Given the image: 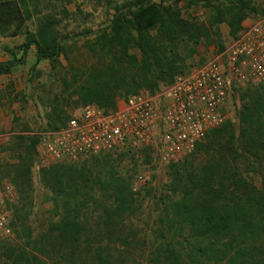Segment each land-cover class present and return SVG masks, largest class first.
<instances>
[{
  "label": "trees",
  "instance_id": "obj_1",
  "mask_svg": "<svg viewBox=\"0 0 264 264\" xmlns=\"http://www.w3.org/2000/svg\"><path fill=\"white\" fill-rule=\"evenodd\" d=\"M186 2L132 0L115 6L110 24L97 30L96 43L90 44L95 61L73 69L82 101L110 111L121 98L142 91L157 94L162 85L188 72L187 64L202 43L225 50L219 25L227 24L236 39L248 10H256L247 0H234L226 9L216 5L219 0H195L213 9L214 20L205 25L185 10ZM26 3L0 0L3 32H24ZM24 35L22 58L0 64V75L24 64L33 48L39 63L49 61L54 69L61 64L65 39L52 19L47 17L36 33ZM263 88L244 89L238 128L225 125L205 154L171 165L167 200L150 247L151 264H264V179L250 176L258 167L264 169ZM20 139L29 144L14 167L20 197L12 220L16 237L0 241V264H125L128 255L147 246L150 239L132 223L138 209H132L136 194L131 177L109 159L102 170V162L93 168L67 162L41 172L42 182L54 194V209L49 227L36 234L29 225V203L39 137ZM91 184L104 190L107 203L102 209H90L92 203L97 205Z\"/></svg>",
  "mask_w": 264,
  "mask_h": 264
},
{
  "label": "rangeland",
  "instance_id": "obj_2",
  "mask_svg": "<svg viewBox=\"0 0 264 264\" xmlns=\"http://www.w3.org/2000/svg\"><path fill=\"white\" fill-rule=\"evenodd\" d=\"M127 1L132 0H27V3L23 5L26 18L24 32L19 36H13L15 29L12 28L5 32L0 29V52H6L12 60L22 58V54L19 56L18 53L22 52L26 42L25 31L36 33L42 21L47 17L52 19L56 31L65 39L63 43L65 56L61 57V64L55 69L49 61L37 63L32 58L28 59L27 56L25 63L15 65L10 75H0V135L3 136L0 140L1 181L8 180L14 185V167L19 165L25 157L24 151L29 144L22 142L20 138L36 137L43 131L54 130L56 125L58 128L62 127L73 116L89 106L76 92L79 86L76 84L78 79L75 77L73 69L93 64L95 58L90 50V44L96 43L95 32L110 24L115 6L122 5ZM233 1L219 0L216 5H221L226 9ZM247 1L256 10H248L247 20L243 27L252 24L257 18L264 15V0ZM185 4L187 5L185 10L191 16L199 18L201 23L209 25L213 22L212 8L201 2H195V0H187ZM218 28L226 48L234 40L230 28L227 24H221ZM87 33L92 34L86 35ZM11 52L12 54H10ZM197 52L198 55L188 62L185 71L190 72L203 66L209 60L217 57L221 50L216 44L206 46L202 43ZM15 54L17 57L14 56ZM34 67H36L35 72L33 71ZM229 85V94L224 108L226 118L224 124L210 132L203 142L202 148L193 156L190 155L191 157L188 156L177 163L205 154L208 147H211L214 142L215 133L225 125L231 123L237 128L240 126L239 112L243 105L244 89L249 86L252 88V84L241 87L230 77ZM165 86L167 85H162L161 89ZM140 94L151 95L146 91H142ZM122 101L124 100L121 98L118 104ZM159 143L156 141L148 147H135L126 143L115 152L107 154L111 156L110 158L104 159L105 155H103L77 164L80 166L87 164L89 168H93L95 162H102L99 164L102 170L105 168L104 160L109 159L115 161L113 165L119 172L131 177L132 190L136 194L132 209H138L136 216L132 218V223L142 230L150 241L147 246L140 247L134 256L128 255L125 264H151L149 259L152 248L150 247L155 238L156 223L161 209H163V203L167 200L170 184L169 171L171 165L174 164L165 165L161 162L162 153ZM36 151L35 163L31 172L32 200L29 206L32 209V214L29 225L38 234L45 231L53 220L51 210L54 209V204L51 197L54 194L41 180V172L47 168L42 167L39 163L38 146H36ZM140 175H144L143 182L138 180ZM252 175H257L261 181L264 179V169L258 167L250 174V176ZM91 185L94 188L92 193L94 192L97 205L92 203L90 209H102V204L107 203V199L103 195L104 190L95 184ZM16 205L10 207L12 220ZM15 237L16 235H12L9 239L13 240Z\"/></svg>",
  "mask_w": 264,
  "mask_h": 264
},
{
  "label": "built area",
  "instance_id": "obj_3",
  "mask_svg": "<svg viewBox=\"0 0 264 264\" xmlns=\"http://www.w3.org/2000/svg\"><path fill=\"white\" fill-rule=\"evenodd\" d=\"M230 77L241 87L264 85V15L244 26L217 57L178 76L157 94L133 95L110 111L89 105L59 129L41 132L39 163L44 168L80 163L126 143L148 147L156 141L161 162L177 163L224 124ZM138 180L143 182L144 175ZM19 199L15 185L0 180V241L13 235L10 207Z\"/></svg>",
  "mask_w": 264,
  "mask_h": 264
},
{
  "label": "crops",
  "instance_id": "obj_4",
  "mask_svg": "<svg viewBox=\"0 0 264 264\" xmlns=\"http://www.w3.org/2000/svg\"><path fill=\"white\" fill-rule=\"evenodd\" d=\"M10 54H12V52ZM21 54H22V52L18 53L19 56H21ZM14 56L17 57V54H15ZM31 58L34 59V61L38 63L37 57H36V51H35L34 48L31 49L29 54H28V59H31ZM10 60H12V59L7 55L6 52H0V64H5V63H7Z\"/></svg>",
  "mask_w": 264,
  "mask_h": 264
}]
</instances>
